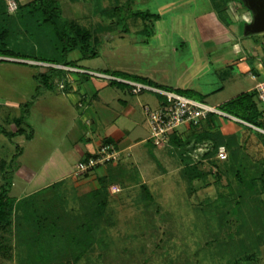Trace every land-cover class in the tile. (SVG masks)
Returning <instances> with one entry per match:
<instances>
[{
	"label": "rangeland",
	"instance_id": "obj_1",
	"mask_svg": "<svg viewBox=\"0 0 264 264\" xmlns=\"http://www.w3.org/2000/svg\"><path fill=\"white\" fill-rule=\"evenodd\" d=\"M54 1L69 28L73 23L79 32L90 33L91 45L97 51L96 58L90 60H81L79 51L70 52L68 60L78 69L65 72V81L86 70L101 75L109 74L103 71L126 70L129 61L143 59L144 49H156L160 59L164 58L166 63L172 61L178 70L188 67L187 76L198 74L199 82H205L203 90H215L223 85V92H208L209 96L201 100L219 108V102L249 87L251 82L246 76L224 69L212 70L206 51L211 46L203 43L201 37L214 36V33L219 37L241 27L238 40L242 45L264 47V31L244 35L247 25L241 23L245 21L246 9L253 17L255 15L249 5L253 2L264 4V0H242L246 9L240 8L234 0ZM17 2L31 8L33 0H0V49L10 45L21 52L33 50L36 53L35 39L38 38L44 53L52 56L54 53L50 50L54 40L50 29L42 31L40 36L32 31L25 24L24 12L16 9ZM115 7H121L125 16L129 14L127 9L148 10L156 15L158 18L150 21L152 35L139 34L143 28L139 18H126L124 26L115 23ZM102 27L107 30H101ZM146 41L150 46L144 48L141 44ZM160 41L168 43L163 54L159 47L151 45ZM261 51L264 57V48ZM0 60L10 62L0 65V185L2 176H6L13 184L9 195L17 199L29 192L25 181L16 176L18 164L42 170L44 165L50 164L54 149H71L67 136L72 131L76 133L75 126L76 129L80 127L84 136L93 128L80 126L78 121L71 119V113L74 115L76 110L66 105L67 100L59 87L63 82L55 79L56 89H39L36 93L37 84L32 75L45 72L52 64L5 56H0ZM29 102L30 106L25 108L23 105ZM258 105L264 110V103L258 102ZM24 108L26 115H23ZM221 121L240 127L232 121ZM3 130L7 133L22 130L23 134L8 137L2 134ZM200 130L185 126L175 132L188 139L194 137L193 131L200 133ZM225 132L230 137L235 133L227 129ZM238 132L234 140L223 142L224 139H220V147L225 148L226 144H239L243 136L241 143L246 149L240 151V162L233 169L226 168L227 161L223 163L229 159L228 148H225L227 158L224 161L216 158L218 148L210 157L202 158L213 149L211 141L195 143L194 138L183 148L191 153L188 156L192 163L201 162L202 170L209 173L203 180L187 182L182 174L184 169H177L179 159L174 155L172 166L147 171L145 186L134 184L138 182L135 169H118L116 177L109 178L106 184L117 181L123 187L122 192L115 197L107 196L112 198L108 204L105 200L84 197L75 200V195H68L65 201L62 197L51 196L48 200L30 202L33 210L16 214L14 211L12 226L0 232V264H264V192L257 193L254 198L252 191H245L248 194L244 197V205L240 206L243 222L239 236L235 235L236 225L225 222V213L232 207L234 197L239 196L238 180L234 176L236 169L248 182L264 179V169H258L264 166L261 138L243 128ZM65 156L68 157L67 153ZM81 160L76 161L75 167ZM159 162L163 163L160 159ZM21 208L18 207L19 211Z\"/></svg>",
	"mask_w": 264,
	"mask_h": 264
},
{
	"label": "crops",
	"instance_id": "obj_2",
	"mask_svg": "<svg viewBox=\"0 0 264 264\" xmlns=\"http://www.w3.org/2000/svg\"><path fill=\"white\" fill-rule=\"evenodd\" d=\"M243 15L245 21L241 23L248 27L253 20L247 11ZM240 31L241 27L240 30L236 28L232 32H226L219 37L215 33L214 36L206 34V36L201 37L203 43L207 42L211 46L206 51L207 61L212 70L224 69V71L226 70L225 72L246 76L245 78H248L251 82L249 87L239 90L237 94L226 98L217 105H222L240 94L254 92L256 85L264 81V57L260 55L263 53L261 50L264 47L261 49L258 45L256 47L242 45L243 43L238 40ZM244 35H246V32ZM141 45L147 48L150 43L147 41L146 44ZM151 45L159 47L158 50L163 54L167 51L168 43H161L160 41L159 44L151 43ZM144 50L146 51H143V59L129 61L130 64H128L129 66L126 70L118 69L116 72L103 71L102 73L112 74L111 76L122 80L137 83L143 82V84L160 90L180 92L183 96L192 95L198 101L208 97V92L210 94L223 92V85L216 87L215 90H203L205 82L203 84L199 82L200 77H198V74L187 76L188 67H182L178 70L172 61L168 60L166 63L164 58L160 59L154 51L156 49L150 51L147 48ZM164 56L167 58L166 54ZM86 71L90 72L89 70ZM78 74L80 75L73 76L72 79L66 81V77H64L62 80L64 84L62 83L61 85L64 86L66 84V87L60 92L67 100L66 105L68 108L76 110L74 115L71 113V119L74 122L78 121L80 126H92L93 129L90 132H86L84 136L80 127L76 129L75 126L74 131L76 133L79 131V133L76 134L72 131L67 136L72 145L71 149L69 151H61L59 148L54 149L50 164L44 165L41 168L42 170L35 171L33 170L35 168L31 165L18 164L16 176L25 181L29 192L25 196L24 193L21 194L17 199L13 197L15 199V214L21 213V211L24 213L28 212L31 207V204L29 205L30 202L36 203L43 198L48 200L51 196H55L56 199L57 197L60 199L62 197L65 201L68 195H75V200L84 197L94 200H105L108 204V201L112 200V198L107 197L112 196L109 193V185H118L123 188L117 181L106 184L109 178L113 179L116 177L118 169H135L138 182L134 184L137 185L139 183L141 186H145L144 182L147 179L148 170L165 169V167L172 166L174 155L179 159L180 167L177 169H184V165L187 162L184 158L191 155L190 152L182 150L183 157H181L168 144L155 147L149 140V125L143 112V107L147 106L152 109L158 107L162 102V98L158 94L152 92L132 94L130 88L121 82H105L89 74ZM235 88H238L237 84ZM78 109L82 110L79 112ZM215 122L220 139H224L223 142L225 140H234L235 135L240 134L238 129L242 130L241 127H237L234 124H225L221 120ZM226 129L235 133L231 134L232 136L230 137V134H226ZM87 133L89 136H87ZM242 137L239 140V145H241L240 149L238 148L239 153L242 148L243 150L246 149L241 143L244 142ZM105 144H111L118 149L121 155L120 160L110 163V165L99 166L80 176L75 175L76 161L79 158L83 160L93 156L98 148ZM154 151L157 152L155 153ZM66 153L67 158L65 156ZM159 159L163 162L162 164ZM113 197L115 196L113 195ZM19 206H22L20 211L18 209Z\"/></svg>",
	"mask_w": 264,
	"mask_h": 264
},
{
	"label": "trees",
	"instance_id": "obj_3",
	"mask_svg": "<svg viewBox=\"0 0 264 264\" xmlns=\"http://www.w3.org/2000/svg\"><path fill=\"white\" fill-rule=\"evenodd\" d=\"M17 1V0H14ZM236 3L239 4L240 8H243V2L242 0H234ZM18 4V2H17ZM16 5V4H15ZM31 5V4H30ZM25 6V8H24ZM32 7L28 8L27 5H20L18 4L16 6V9L18 12L23 11V18L27 20L25 23L26 25L31 28L32 31L35 30L39 36L42 34L41 32L45 29H50V36H52L53 41V47L50 51H52L54 54L52 56L48 55V53H44V51L41 49L40 41H35L38 44V50L36 53L34 51L30 52H24L20 50H16L14 47H10V45H6V49H0V56L10 57V58H20V59H27V60H33V61H41L43 63H49L52 65H60L64 67H70L74 69H78V67L74 66V63L72 61L68 60V55L70 52L73 51H79L81 56V60H90L94 59L97 56V51H95L93 46L90 42V33L86 31H81L76 27V24L71 23L72 25H67L68 22L65 21L64 18H62L60 14V8L58 7V4L54 0H33ZM246 9V7H244ZM122 8H114L113 9V16L115 17V23L121 24L122 26L126 25L125 20L126 18H139L143 22V28L141 31H139V34H144L146 36H150L153 33V28L151 27L152 24H150L152 20L157 19L158 17L154 15L153 13L149 12L148 10L144 11H137V10H128L129 12L128 16L123 15ZM247 11V9H246ZM248 14H250L252 20L253 15H251L250 10L247 11ZM251 23V22H250ZM34 28V29H33ZM107 27H102L101 30H107ZM124 32V29L122 30ZM245 31V29H244ZM147 42V41H146ZM146 42H143V44H146ZM2 63H10L7 61L0 60V65ZM19 64V63H15ZM30 67H34L32 65L22 64ZM37 66V65H36ZM38 69H41V67L38 66ZM43 69V68H42ZM41 69V70H42ZM64 70L56 69V68H46L45 72H39L38 74H33L32 78L36 82L37 87L35 89L36 93H38V90H53L56 89V84L53 83L55 79H58L60 82H63V78L65 76ZM114 75V74H113ZM143 84V82L141 83ZM146 85V84H145ZM59 87H61L59 85ZM64 87H66V84L62 86L60 89L61 91L64 90ZM167 89V88H165ZM58 90V88H57ZM170 90V89H167ZM182 95V93H178ZM37 96V95H36ZM185 96V95H184ZM191 96V97H190ZM161 97V96H159ZM188 98H193L192 95H186ZM162 98V97H161ZM194 100H197L196 98H193ZM163 100V99H162ZM200 101V100H199ZM201 102V101H200ZM258 100H257V93L256 90L252 93H243L235 98L223 103L219 106V110L233 116L237 119H240L244 122H247L255 127L263 128L264 129V117L262 116L263 110H260L258 107ZM261 103V102H259ZM31 102H29L27 105H23L25 108L30 106ZM24 108L23 115H26V110ZM219 120L218 117L215 115H208V117L202 121L198 126H190L192 128H195L196 130H200V133H197L193 131L194 137L191 136L188 139L183 138V136L180 133L173 132L169 135L168 138V145L172 147L173 150L177 151L179 156L183 157V151L184 147L188 145L190 140L195 138V143H201L203 141H211L213 143V149L205 153L202 158H208L212 153L215 152V149L220 147L222 143L220 142V134L216 127V122ZM19 122L21 120L19 119ZM23 124V123H21ZM203 125H205V129H203ZM29 126V125H28ZM244 130L250 132L252 131L256 136H259L261 138V143L264 149V135L258 134V132L247 128L245 126L240 125ZM197 133L198 135H196ZM2 134L11 137L14 135H21L23 134V131L20 130L19 132L15 133H7L6 131H2ZM27 137V136H26ZM29 138V137H27ZM240 144V143H239ZM238 143L235 145L226 144L225 148L229 149V159L225 160L228 162V166L226 168L233 169L235 164L240 162V153L239 149L240 146ZM239 148V149H238ZM227 149V150H228ZM183 150V151H182ZM187 162L186 166L184 167V170L182 171V174L185 176L187 182H194L203 180L209 173L202 170V164L201 162L192 163L189 156H185ZM15 159V158H14ZM13 159V160H14ZM264 166H261L258 169H264ZM239 169H236V173H234V176L238 180V197H234V201L232 203V207L229 211L225 213V222L229 224L230 226H235V235L239 234L240 227L242 225L243 217L240 214V206H243L244 197L246 196L245 191L249 192L252 191V195L254 198L256 197L257 193L264 192V179L260 178L259 180H251L246 181V179H243V176L239 175ZM264 172V171H263ZM260 182V185H257L256 183ZM12 183H10V180L6 176H2V184L0 185V232L5 231L7 228L12 226L13 222V214L15 211V199L13 197H10L9 192L11 189ZM259 187V188H258ZM242 204V205H241ZM35 205V204H34ZM32 207V206H31ZM30 207V210L32 209ZM47 207V206H46ZM30 210L28 211L30 213ZM33 210V209H32ZM27 212V213H28ZM239 236V235H237ZM261 237V236H260Z\"/></svg>",
	"mask_w": 264,
	"mask_h": 264
},
{
	"label": "built area",
	"instance_id": "obj_4",
	"mask_svg": "<svg viewBox=\"0 0 264 264\" xmlns=\"http://www.w3.org/2000/svg\"><path fill=\"white\" fill-rule=\"evenodd\" d=\"M47 68H56L64 71L74 70L60 65H50ZM83 74H89L92 77L101 78L107 81H115L126 84L130 88L132 94L152 92L162 97L163 100L158 107L153 109L147 106L143 107V112L149 125V140L155 147L167 145L170 134L181 127L198 126L210 114L215 115L219 118V120L232 121L264 134V131L261 128L255 127L247 122L230 116L220 111L218 108L211 107L203 102L188 98L176 92L160 90L145 84L122 80L113 76L101 75L91 71H86ZM255 90L257 93V100L264 103V81L260 82L256 86ZM262 116L264 117V110L262 112ZM120 157V152L113 145H101L93 156L78 162L75 174H84L99 166L115 163L120 160ZM216 158L219 161H224L227 158L224 147L221 146L218 148ZM121 192L122 188L118 185H111L109 187L110 195L117 196Z\"/></svg>",
	"mask_w": 264,
	"mask_h": 264
},
{
	"label": "water",
	"instance_id": "obj_5",
	"mask_svg": "<svg viewBox=\"0 0 264 264\" xmlns=\"http://www.w3.org/2000/svg\"><path fill=\"white\" fill-rule=\"evenodd\" d=\"M255 15L252 23L245 28V32L259 33L264 31V4L253 2L249 5Z\"/></svg>",
	"mask_w": 264,
	"mask_h": 264
}]
</instances>
